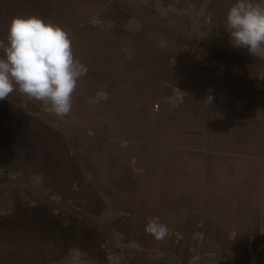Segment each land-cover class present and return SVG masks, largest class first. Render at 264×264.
<instances>
[{
    "label": "crops",
    "instance_id": "obj_1",
    "mask_svg": "<svg viewBox=\"0 0 264 264\" xmlns=\"http://www.w3.org/2000/svg\"><path fill=\"white\" fill-rule=\"evenodd\" d=\"M233 2L0 0V41L36 16L87 67L63 117L0 100V264H264V52Z\"/></svg>",
    "mask_w": 264,
    "mask_h": 264
},
{
    "label": "clouds",
    "instance_id": "obj_2",
    "mask_svg": "<svg viewBox=\"0 0 264 264\" xmlns=\"http://www.w3.org/2000/svg\"><path fill=\"white\" fill-rule=\"evenodd\" d=\"M225 24L234 48L252 55L264 52V0H234ZM0 49V100L18 91L57 117L71 111L73 94L87 67L75 58L71 40L61 27L36 16L13 17ZM145 230L156 239L167 235L156 217Z\"/></svg>",
    "mask_w": 264,
    "mask_h": 264
},
{
    "label": "built area",
    "instance_id": "obj_3",
    "mask_svg": "<svg viewBox=\"0 0 264 264\" xmlns=\"http://www.w3.org/2000/svg\"><path fill=\"white\" fill-rule=\"evenodd\" d=\"M46 194H47L48 196H51V191L48 190Z\"/></svg>",
    "mask_w": 264,
    "mask_h": 264
}]
</instances>
